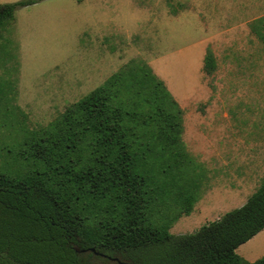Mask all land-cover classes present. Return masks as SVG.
<instances>
[{
    "label": "trees",
    "instance_id": "obj_1",
    "mask_svg": "<svg viewBox=\"0 0 264 264\" xmlns=\"http://www.w3.org/2000/svg\"><path fill=\"white\" fill-rule=\"evenodd\" d=\"M36 2L0 4V35ZM251 31L264 45V17ZM216 69L207 50L203 72ZM183 135V109L140 59L28 131L0 165V264H264L237 254L264 230V180L218 220L170 232L207 178Z\"/></svg>",
    "mask_w": 264,
    "mask_h": 264
},
{
    "label": "rangeland",
    "instance_id": "obj_2",
    "mask_svg": "<svg viewBox=\"0 0 264 264\" xmlns=\"http://www.w3.org/2000/svg\"><path fill=\"white\" fill-rule=\"evenodd\" d=\"M261 17L264 0H37L19 7L0 35V165L16 159L28 131L140 59L166 77L184 111L186 148L207 171L192 213L170 232L193 233L241 207L264 180V45L251 31ZM204 44L216 59L212 74L196 70ZM242 252L263 257L264 230L238 248L246 259Z\"/></svg>",
    "mask_w": 264,
    "mask_h": 264
},
{
    "label": "crops",
    "instance_id": "obj_3",
    "mask_svg": "<svg viewBox=\"0 0 264 264\" xmlns=\"http://www.w3.org/2000/svg\"><path fill=\"white\" fill-rule=\"evenodd\" d=\"M197 54L198 55L194 57V60H196V65H195L196 66V70L200 74L201 71L203 70V62H204V57H205V54H206V46H205V44L199 49V51L197 52ZM157 74L160 76V78L162 80H164L165 84L167 85L168 84V81L166 80V77L163 76L164 74L162 75V73L160 71L159 72L157 71ZM169 90L173 91L170 88V86H169ZM237 252H238V249H237ZM242 255H245L244 252H242ZM250 255H252V254L249 253V255H247V253H246V255H245L246 259L245 260L248 259L247 261H249V262H255L256 260H258V258H256L257 256L254 257V258H252V259H249L251 257Z\"/></svg>",
    "mask_w": 264,
    "mask_h": 264
},
{
    "label": "water",
    "instance_id": "obj_4",
    "mask_svg": "<svg viewBox=\"0 0 264 264\" xmlns=\"http://www.w3.org/2000/svg\"><path fill=\"white\" fill-rule=\"evenodd\" d=\"M91 251H92V252H95V250H94V249H92ZM113 260H114V261H117V259H113Z\"/></svg>",
    "mask_w": 264,
    "mask_h": 264
},
{
    "label": "flooded vegetation",
    "instance_id": "obj_5",
    "mask_svg": "<svg viewBox=\"0 0 264 264\" xmlns=\"http://www.w3.org/2000/svg\"><path fill=\"white\" fill-rule=\"evenodd\" d=\"M106 258H111V257L106 256ZM120 264H123V263L120 262Z\"/></svg>",
    "mask_w": 264,
    "mask_h": 264
}]
</instances>
